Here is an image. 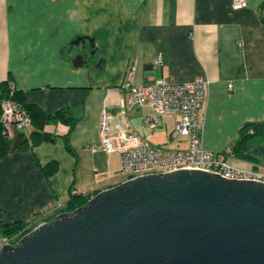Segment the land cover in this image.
<instances>
[{"label":"crops","instance_id":"crops-1","mask_svg":"<svg viewBox=\"0 0 264 264\" xmlns=\"http://www.w3.org/2000/svg\"><path fill=\"white\" fill-rule=\"evenodd\" d=\"M246 2L235 10L233 0H0V85L13 86L17 102L34 111L20 148L0 156V229L53 221L71 191L91 199L124 182L121 155L101 147L104 111L122 115L153 146L188 148L171 137L176 117L151 131L142 111L124 113L121 86L131 70L136 85L210 80L200 115L205 148H231L232 166L264 172V140L235 150L246 125L264 123V0ZM79 37L95 40L89 66L74 64L91 51L88 42L72 47ZM18 134L10 129L12 143Z\"/></svg>","mask_w":264,"mask_h":264},{"label":"water","instance_id":"water-1","mask_svg":"<svg viewBox=\"0 0 264 264\" xmlns=\"http://www.w3.org/2000/svg\"><path fill=\"white\" fill-rule=\"evenodd\" d=\"M87 42L76 67L95 58L90 37L72 47ZM0 264H264V183L195 170L123 182L3 246Z\"/></svg>","mask_w":264,"mask_h":264},{"label":"built area","instance_id":"built-area-1","mask_svg":"<svg viewBox=\"0 0 264 264\" xmlns=\"http://www.w3.org/2000/svg\"><path fill=\"white\" fill-rule=\"evenodd\" d=\"M247 7L246 0H233V8L242 10ZM161 66L162 59L154 61ZM134 72L129 71L121 86L127 100L124 113L140 110L145 125L154 131L160 121L166 117H176L175 128L171 134L173 139H187L186 149L169 150L153 146L133 133L122 115L112 116L104 111L101 121L102 149L108 154L119 153L122 159L121 177L124 182L137 178L168 174L181 170L202 171L218 175L226 180L255 181L264 183V172L260 170H244L231 165L233 150L222 153L209 151L204 146V123L201 112L208 102L210 80L201 77L194 81L174 84L166 79L152 80L144 85L134 84ZM10 88V97L1 101L0 121L10 135L12 128L16 133L31 126L32 120L28 112L14 100L16 89ZM228 91H233L230 84ZM253 134V131H250ZM95 151L96 148H91ZM24 238V237H23ZM20 235L13 238H1L0 249L6 245H16L22 239Z\"/></svg>","mask_w":264,"mask_h":264},{"label":"trees","instance_id":"trees-1","mask_svg":"<svg viewBox=\"0 0 264 264\" xmlns=\"http://www.w3.org/2000/svg\"><path fill=\"white\" fill-rule=\"evenodd\" d=\"M10 97V88L7 83L0 85V101L9 98ZM14 100L17 102V95L15 94ZM29 114L30 118L32 119V115L34 114L33 109L31 108H25L23 107ZM39 110H37L35 113H37ZM33 113V114H32ZM57 118H63V113H58L56 115ZM64 120V119H62ZM73 129V126L71 127ZM253 131V134L250 133V131ZM5 131V128L3 124L0 121V156L4 154L11 153L12 151V142L9 138L8 134H3ZM40 134V133H39ZM38 134V135H39ZM242 141L241 144L236 147V151L240 150H246L250 146V142L258 138L260 140H264V123L263 124H248L246 125L242 131ZM66 148L71 151V148L69 146V139L66 138ZM20 146L18 147V149ZM233 150V149H232ZM46 174L49 176L51 175V171H47ZM90 198L84 194H76L71 191V200L69 201L67 207L63 210L62 213H73L75 210L83 207L88 203ZM56 218V217H55ZM54 219V218H53ZM51 222V220L49 221ZM34 228L30 224L24 223V222H15L12 224H5L2 225L0 229V239L1 238H13L15 236L20 235V237H25L28 235Z\"/></svg>","mask_w":264,"mask_h":264},{"label":"rangeland","instance_id":"rangeland-1","mask_svg":"<svg viewBox=\"0 0 264 264\" xmlns=\"http://www.w3.org/2000/svg\"><path fill=\"white\" fill-rule=\"evenodd\" d=\"M95 60L97 61V53H96V55H95V58H94L93 61L91 62V64H92ZM100 61H102V59H99V60H98V63H99ZM98 63H96L95 66H96ZM95 69H96V68H95ZM30 127H31V126H29L24 132H25V133H26V132H30L31 129H32V128H30ZM21 133H22V132H21Z\"/></svg>","mask_w":264,"mask_h":264}]
</instances>
